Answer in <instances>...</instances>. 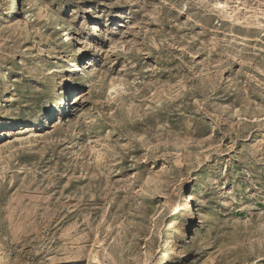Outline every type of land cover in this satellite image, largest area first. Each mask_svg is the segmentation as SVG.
Segmentation results:
<instances>
[{"label":"rangeland","instance_id":"rangeland-1","mask_svg":"<svg viewBox=\"0 0 264 264\" xmlns=\"http://www.w3.org/2000/svg\"><path fill=\"white\" fill-rule=\"evenodd\" d=\"M217 1L0 0V264H264V0Z\"/></svg>","mask_w":264,"mask_h":264},{"label":"bare ground","instance_id":"bare-ground-1","mask_svg":"<svg viewBox=\"0 0 264 264\" xmlns=\"http://www.w3.org/2000/svg\"><path fill=\"white\" fill-rule=\"evenodd\" d=\"M12 2H11V9H10V11H9V13L10 14H12L14 11H15V9H16V5H17V0H11ZM216 5H217V7L219 8V9H221V8H226V9H228L227 8V4L225 3V0H218L217 2H216ZM227 12L229 13V15H230V17H232L233 16V13H232V11H230V10H227ZM234 17V16H233ZM66 38L64 39V40H61V44H62V46L63 47H70V46H72V44H67L70 40L72 41L73 40V38H71V34H68V35H66L65 36ZM58 55H59V53H58ZM57 56V55H56ZM66 67H68V69L70 70V71H76V70H78V65H77V63L76 62H74V61H72V63H70V65L69 66H66ZM67 69V70H68ZM58 99V103H59V106H60V109H62L65 105H66V95H60L59 96V98H57ZM43 113V112H42ZM194 215H192V217H193ZM186 229H187V227H186ZM186 236V234L184 235V237ZM188 237V236H187ZM183 254H185V255H183V257H186L187 255H186V253H183Z\"/></svg>","mask_w":264,"mask_h":264}]
</instances>
